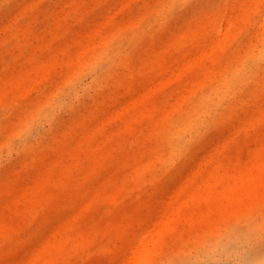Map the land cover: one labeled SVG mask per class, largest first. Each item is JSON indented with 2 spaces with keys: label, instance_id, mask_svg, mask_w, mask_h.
<instances>
[{
  "label": "rangeland",
  "instance_id": "obj_1",
  "mask_svg": "<svg viewBox=\"0 0 264 264\" xmlns=\"http://www.w3.org/2000/svg\"><path fill=\"white\" fill-rule=\"evenodd\" d=\"M260 226L264 0H0V264H187Z\"/></svg>",
  "mask_w": 264,
  "mask_h": 264
},
{
  "label": "clouds",
  "instance_id": "obj_2",
  "mask_svg": "<svg viewBox=\"0 0 264 264\" xmlns=\"http://www.w3.org/2000/svg\"><path fill=\"white\" fill-rule=\"evenodd\" d=\"M264 226L255 229H231L205 242L191 253L187 264H264Z\"/></svg>",
  "mask_w": 264,
  "mask_h": 264
}]
</instances>
